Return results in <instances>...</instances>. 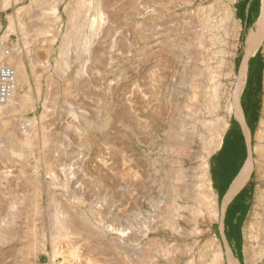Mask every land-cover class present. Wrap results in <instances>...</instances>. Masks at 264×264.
Masks as SVG:
<instances>
[{"label": "rangeland", "instance_id": "rangeland-1", "mask_svg": "<svg viewBox=\"0 0 264 264\" xmlns=\"http://www.w3.org/2000/svg\"><path fill=\"white\" fill-rule=\"evenodd\" d=\"M219 1L0 0V69L21 59L28 76L16 84L25 111L17 105L0 116V264H210L204 248L212 239L227 259L219 213L208 221L192 196L193 156L224 117L228 128L211 158L220 151L234 112L225 109L227 79L215 98L200 71L208 64L217 82L221 31L211 27L223 18ZM223 1L241 26L238 76L261 6L247 26L244 0ZM260 100L254 147L264 71ZM191 134L193 156L181 167L180 140ZM253 165L241 252L229 242L240 264L257 189L264 191V158L255 152ZM214 191L219 212L223 190ZM258 209L264 221V202ZM258 242L264 264V231Z\"/></svg>", "mask_w": 264, "mask_h": 264}, {"label": "bare ground", "instance_id": "bare-ground-1", "mask_svg": "<svg viewBox=\"0 0 264 264\" xmlns=\"http://www.w3.org/2000/svg\"><path fill=\"white\" fill-rule=\"evenodd\" d=\"M219 2L225 4L223 8L224 9L223 18L219 25H215L211 27L221 31L219 32V36L221 34L220 36L221 48L217 52V55L219 56V62H218L219 66L216 72V74L219 75V78L216 82L215 81L216 76H214V72L208 71V64H206V66L203 65L200 71H201V76H203L204 79H206L208 82L211 83V88L213 87L212 93L214 94L215 98L219 97L218 96L219 94L217 93V89L223 86L222 81L224 79H227L230 89L226 92V94L229 96V98L232 97V99L229 101L225 109H227L231 113L234 111V94L241 93L244 90L246 86L247 75L244 73L245 72L244 70L242 71L243 73L241 76H237V74H235L234 72L233 60L236 56L235 50L237 49V45L239 42V35H240L239 30L241 28L240 23L237 21L236 18V9L233 6V4L229 2L226 3L223 0H220ZM55 9L56 8H54V11L56 13ZM209 26L208 25L204 26L205 31L201 33V40H203L204 36L207 35L206 29L210 28ZM256 27H257L256 30L254 29L250 30L245 40V46H244L245 52L251 55L255 54L262 47L264 54V19L263 18L259 19V21L256 24ZM199 44H200L199 49L203 50V45L201 44V42ZM11 61H14V63ZM11 61L9 64H11L14 69L12 67H3L0 69V116L2 113H6V114L13 113L15 109H18L16 108V106L18 105L17 98L19 99V97L16 95V84L17 83L18 85L28 84V76L26 73L25 66L21 62V59L20 61H15L14 59H12ZM224 70H227V74L224 73L225 72ZM223 76H225V78ZM198 94L199 93L197 92L196 94H194L193 98L195 100L198 99L197 97ZM24 99L25 101H23V103L20 104L22 106V110H24L27 106L26 105L27 98L25 97ZM227 128H228V123L226 119L223 117L220 119L219 124L215 126V128L213 129L211 137H207L204 139V142L202 144L203 152H199V151L195 152L194 156H193L192 148L196 143V139L192 137V134L190 136L183 137V139L180 140V144L182 145L180 148L183 152V153L181 152V157L179 159L181 167L183 166V163L185 162L186 159L188 160L192 156L195 157L197 155L196 157L197 167H195V175H194L197 179L192 183L194 188L193 189L194 192L192 196L196 201V203L199 205V209H197L196 213L204 211L208 216V221H212L218 218L217 197L213 188L212 176L208 161L213 155V153L219 148L220 142L222 140V135L224 134V131H226ZM28 130L29 129L27 128V131ZM255 139H256V145L254 147V152L258 155L259 158H264V107H263L262 117L259 122V128L255 135ZM253 168L254 165L252 161L250 167L243 172L241 177L232 186L231 190L226 196V199H229L232 195H234L236 191L243 184H245V182L248 181V179L252 175ZM183 172L184 170L182 168H180L177 171L178 178L181 179L179 182L183 181L186 178V176H183L182 174ZM262 202H264V191L261 188H258L256 194L255 206L253 208V212L250 216V219L245 227V234H246L245 261L247 264H257V257L253 247V243L258 242L260 233H263L264 231V224H263L264 221L263 218H261L262 215L258 211L259 210L258 208L260 207ZM88 247L90 248V246ZM204 250H208L210 252L209 254H211L210 264H226V263L240 264L236 259V257L234 256V254L230 251L228 253L229 256L226 259L224 257L225 255L223 254L222 248L220 247V244L216 242V240L214 239H212L207 243ZM77 252L78 254L81 252L80 247L77 248ZM89 257L90 256H88L87 259H89Z\"/></svg>", "mask_w": 264, "mask_h": 264}, {"label": "trees", "instance_id": "trees-1", "mask_svg": "<svg viewBox=\"0 0 264 264\" xmlns=\"http://www.w3.org/2000/svg\"><path fill=\"white\" fill-rule=\"evenodd\" d=\"M260 6L261 0H244L239 6V18L243 21L245 18L248 19L249 23L247 26H251L254 21V15L259 13ZM243 37L244 34H242L241 40L244 39ZM238 61H240V58ZM263 71L264 61L261 52H258L250 61L247 86L242 98L243 102L246 101L248 104L245 108L250 118L249 125L252 132L255 131L260 117V93L262 90ZM246 150L242 130L233 118L220 151L211 158V173L214 189L217 192L220 189L223 190L220 199L223 198L232 179L240 172L241 167L245 164ZM219 184L222 185L219 186ZM251 195L252 188H244L230 205L227 212L226 235L229 242L234 241L239 252H241L243 244L242 226L249 212V204L247 201Z\"/></svg>", "mask_w": 264, "mask_h": 264}, {"label": "water", "instance_id": "water-1", "mask_svg": "<svg viewBox=\"0 0 264 264\" xmlns=\"http://www.w3.org/2000/svg\"><path fill=\"white\" fill-rule=\"evenodd\" d=\"M263 18L264 19V0H262V4H261V12H260V19ZM258 53V51L251 55L248 53H244L240 66H239V72H238V76L242 75V71L244 70L245 74L247 75V79H248V73H249V67H250V61L253 57L256 56V54ZM246 86H247V81H246ZM245 86V88H246ZM244 88V90H245ZM244 90L241 93L238 94H234V112H233V118L234 120L239 124L244 139H245V144H246V161L245 164L241 167L240 172L244 169V167L248 166L249 164L252 163V161L254 160V134L251 131L250 125L247 122V118H246V114H245V110H244V106H243V93ZM240 172L238 174L235 175V177L232 179L225 195L223 196V198L221 199V205H220V209H219V218H218V232L219 235L221 237V240L223 242L225 251H226V255L227 257L229 256L228 253L230 251V245H229V241L226 235V218H227V212L229 210L230 205L234 202V200L237 198V196L243 191L244 187L246 186L247 182H245V184H243L234 195H232L229 199H226L227 194L229 193V191L231 190L232 186L235 184V182L237 181Z\"/></svg>", "mask_w": 264, "mask_h": 264}, {"label": "flooded vegetation", "instance_id": "flooded-vegetation-1", "mask_svg": "<svg viewBox=\"0 0 264 264\" xmlns=\"http://www.w3.org/2000/svg\"><path fill=\"white\" fill-rule=\"evenodd\" d=\"M243 103H244V104H243V106H244V110H245V114H246L247 122L249 123V121H250V118H249V116H248V113H247V111H246V108H245V107H247V106H248V104H247V102H246V101H244Z\"/></svg>", "mask_w": 264, "mask_h": 264}]
</instances>
